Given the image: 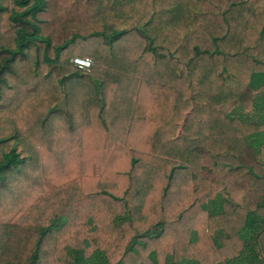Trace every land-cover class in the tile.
Instances as JSON below:
<instances>
[{"label":"trees","instance_id":"1","mask_svg":"<svg viewBox=\"0 0 264 264\" xmlns=\"http://www.w3.org/2000/svg\"><path fill=\"white\" fill-rule=\"evenodd\" d=\"M263 164L264 0H0V264H264Z\"/></svg>","mask_w":264,"mask_h":264},{"label":"crops","instance_id":"2","mask_svg":"<svg viewBox=\"0 0 264 264\" xmlns=\"http://www.w3.org/2000/svg\"><path fill=\"white\" fill-rule=\"evenodd\" d=\"M205 161V163L208 161L207 159H205L204 160ZM251 166L252 165H254V163L253 164H250ZM204 170H210V169H208V167H207V164H204ZM209 168H210V165H209ZM212 168V167H211ZM255 168H256V170H257V172H260V174H262V175H264V164L263 165H256L255 166ZM209 174H211V172L209 173ZM249 180H250V176L248 177V180H246V184H247V188H248V186H249ZM241 182H243L242 180H240L239 181V183H241ZM249 190V189H248ZM252 192H253V196H255L256 195V199L257 200H259L260 199V201L262 202V200H264V193H261V189L260 188H258L257 190H255V188L253 187L252 188ZM260 194V195H259ZM257 196H258V198H257ZM253 199V197L251 196V200ZM256 209V208H255ZM263 259H264V257H263Z\"/></svg>","mask_w":264,"mask_h":264},{"label":"built area","instance_id":"3","mask_svg":"<svg viewBox=\"0 0 264 264\" xmlns=\"http://www.w3.org/2000/svg\"><path fill=\"white\" fill-rule=\"evenodd\" d=\"M73 63L78 69L85 71L91 70L92 67L94 66V61L86 57L75 58L73 59Z\"/></svg>","mask_w":264,"mask_h":264},{"label":"rangeland","instance_id":"4","mask_svg":"<svg viewBox=\"0 0 264 264\" xmlns=\"http://www.w3.org/2000/svg\"><path fill=\"white\" fill-rule=\"evenodd\" d=\"M241 112H242V114H243L244 117L248 116L249 118H252L253 113H252V111H251V108H250V109H246L245 111H241ZM182 132H183V130H182V128L180 127V129H179L178 132L176 133V136L181 135ZM202 172H203L207 177H209V178H212V177H213L212 174H209V173H210V170H207V171H206V170H204V168H202ZM241 180L243 181L242 183H243V186H244V184H246V183H245V182H246V179L241 178ZM237 182H239V181H237Z\"/></svg>","mask_w":264,"mask_h":264}]
</instances>
